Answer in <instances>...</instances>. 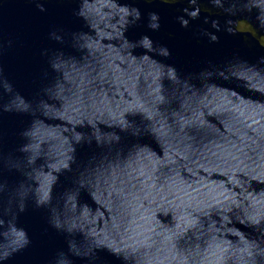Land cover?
<instances>
[{
    "label": "clouds",
    "instance_id": "1",
    "mask_svg": "<svg viewBox=\"0 0 264 264\" xmlns=\"http://www.w3.org/2000/svg\"><path fill=\"white\" fill-rule=\"evenodd\" d=\"M29 2H35L40 12L47 11L48 0ZM141 3L168 5L179 13L175 21L185 29L190 21L200 19L203 12L208 14L204 24L210 23L219 32V19L211 17L227 16L225 30L231 35L238 33L235 24L244 17L245 10L259 8L261 14L254 22L264 31V0H78L74 15L88 29L71 34L72 47L78 55H66L62 50L51 54L49 66L57 75L35 98L29 99L16 91L0 64V117L10 113L29 118L27 126L16 133L20 142L14 149L6 152L4 136L0 135V264H8L18 253L33 246L29 229L20 222L29 206L33 210L43 209L47 225L64 237L66 249H57L50 264H75L74 258L84 264H98L100 251L115 257L119 264H264V190L255 193L244 188L250 187L252 181L264 184V144L253 141L255 156L245 153L250 163L232 153L225 156L214 152L212 157L220 163L210 166L209 158L208 165H200L209 175L220 172L227 177L226 181L203 177L189 181L181 175L180 163L168 155L167 147L164 160L156 158L149 148L152 136L159 138L164 126L161 105L170 103L177 94L195 95L198 85L194 81L211 86L217 81L228 82L233 65L250 63L234 55L222 67L209 62V67L199 73L182 74L174 64L166 62L172 55L166 44L148 34H141L136 40L126 35L130 28L141 26L145 20L146 31L161 30L159 12L148 11L145 17L137 6ZM194 35L198 43L201 37H207L209 43L219 41L215 32L203 27L197 28ZM168 36L172 38L174 34ZM49 38L64 43V36L57 31L50 32ZM8 44L11 46L12 42ZM41 54L48 56L49 52L45 49ZM98 56L103 57L100 63L105 69H112L115 61L127 67L122 71L116 68L112 77L104 70L88 83L99 80L104 100H107L104 84L117 89L123 86L131 100H125L123 93H119L120 100L102 101L103 106L83 102L78 94L83 81L78 83L68 69L78 72V60ZM145 64L155 69V74L149 72L152 79L142 99L129 90V82L131 89L137 88L139 76L128 70L139 71ZM251 65L264 68V55ZM83 67L89 64L86 62ZM91 95L95 97L97 93ZM73 97L79 106L73 105ZM57 101L61 104L57 105ZM45 119L63 120L71 127H49L43 123ZM197 119L201 125L205 123L203 113ZM84 145L90 149L86 160L79 159L77 154ZM232 147H236L234 142ZM125 152L127 160L120 162ZM113 156L117 163L110 162L103 173L94 167L98 159L109 160ZM187 158L185 155L184 159ZM157 165L172 167L157 175ZM5 170L17 173L20 178L10 184L2 175ZM187 170L196 175L193 169ZM66 173L73 174L72 186L57 191L60 176ZM237 174L247 180L241 181ZM235 187H241L242 191L236 193ZM82 190L100 207L82 202ZM102 208L113 216L111 227L105 224L98 230L93 225L103 216ZM160 216H170L171 223L162 222Z\"/></svg>",
    "mask_w": 264,
    "mask_h": 264
},
{
    "label": "water",
    "instance_id": "2",
    "mask_svg": "<svg viewBox=\"0 0 264 264\" xmlns=\"http://www.w3.org/2000/svg\"><path fill=\"white\" fill-rule=\"evenodd\" d=\"M77 3L78 0H63V3L58 0H48L45 4L47 11L40 12L36 8V3L29 2V0H0V46H2L0 47V64L4 66L5 75L12 82L14 89L29 99L35 98L40 89L51 83L57 75L49 66L48 61L51 54L62 50L66 55H78L72 47L71 34L81 30L88 31V29L84 21L74 15ZM137 6L140 7L145 17L148 11L159 12L161 30L160 32L146 31L143 27L145 20L141 26L130 28L126 35L130 40H136L141 34H148L153 40L166 44L172 52L166 62L174 64L182 74L199 73L209 67V62L216 67H222L234 55L250 63L233 65L229 69L231 75L228 82L217 81L214 86H211L210 84L199 85V81H194L198 85L194 90L195 95L192 92L185 95L177 94L170 103L161 105L160 111L163 113L164 126L161 128L159 138L153 135L149 141V148L160 160L165 159V148L167 147L168 155L180 163L181 175L185 179L195 181L203 177L210 181H226L227 177L221 175L220 172H213L209 175L200 165H208L209 158H211L210 166L220 163L218 159L212 157L214 152L225 156L232 153L244 159L246 163H250L245 153L255 156L252 151L255 147L253 141L264 144V139H261L264 135V68L251 65L255 64L261 55H264V48L260 47L264 45V31H260L254 22V18L261 14V10L259 8L251 11L245 10L244 17L235 24L238 33L231 35L225 30V22L229 18L227 16L211 17V19H219L221 26L219 32L212 29L210 23L204 24V17L208 14L203 12L200 19L190 21L189 28L185 29L175 21V16L179 13L168 5L141 3ZM199 27L215 32L219 41L209 43L207 37H201L198 43L194 33ZM52 31L63 35L64 43H57L50 39L49 33ZM168 33H173L174 36L169 38ZM9 41L12 42L11 46L8 44ZM45 49L49 52L48 56L41 54ZM139 51L142 50H137ZM102 59L103 57L99 56L95 59L89 57L87 61L80 59L77 61L78 72H73L71 67L68 69L78 83L83 81L80 85L82 91L78 90V94L83 97V102L86 105L95 102L98 106H103L102 101L112 103L114 100H120L119 93H123L125 100H131L129 91H126L123 86L117 89L114 85L104 84L103 92L107 95V100H104L99 80L97 79L95 84L88 83L92 77L98 76L104 70H107L109 77H112L116 68L122 71L127 67L126 64L115 61L112 69H105L100 63ZM157 59L160 58L157 57ZM86 62L89 64L87 68L83 67ZM128 72L133 76H139L137 88L131 89V82H129V90L135 91L143 99V95L148 91L147 84L152 79L149 72L154 75L155 69H149L145 64L139 71L129 69ZM61 79L63 80V76ZM92 92H96L97 95L93 97ZM71 102L74 106H79L76 97H73ZM56 103L61 104L60 101ZM210 111L213 114L209 115ZM199 113H203L205 121L203 125L197 119ZM185 120H190L192 123L184 124ZM28 122L29 118L22 115L4 113L0 117V135L4 136L6 152L14 149L20 142L16 133L27 126ZM43 123L54 128L71 127L63 120L45 119ZM182 125L183 130H181ZM157 127L161 125L158 124ZM232 142L235 143V148L232 147ZM238 149H243V151H238ZM77 154L79 159L86 160L90 155V149L84 145L78 148ZM185 155L187 159H184ZM127 156V152L122 154L119 158L120 162L126 161ZM110 162L115 165L117 160L114 156L109 160L100 158L94 167H99L103 173ZM170 167L172 165H157V175L160 171L167 172ZM188 168L193 169L196 175L193 176L187 170ZM2 175L10 184L20 178L17 173L6 170ZM237 175L241 181L247 180V177L242 174ZM72 176V173L60 176L56 190L63 191L65 187H71ZM95 179L94 175L93 180ZM103 180L102 175L100 177L102 188ZM33 184L40 187V183L36 180H33ZM117 187H119V182H117ZM244 188L247 191L258 193L264 190V184L252 181L250 187L244 185ZM233 191L240 193L242 189L235 187ZM104 196H107L106 192ZM237 198L242 199L240 196ZM80 200L88 202L93 208L100 207L99 204L91 201L85 190L81 191ZM101 210L104 213L103 216L93 225L98 230L104 228L105 224L111 227L113 216L107 208ZM234 212L239 213V210L234 209ZM45 215L43 209L33 210L31 206L21 215L20 222L29 229L33 238V246L25 252L18 253L8 264H50L57 249H66L64 237L47 225ZM159 218L164 223H171L170 216ZM128 219L130 220L131 217ZM233 219L235 222V217ZM117 222L119 223V220ZM229 238L236 239L231 236ZM193 242H195L194 238ZM98 255L100 257L98 264H119V261L106 251H100ZM74 259L75 264H84L82 260Z\"/></svg>",
    "mask_w": 264,
    "mask_h": 264
}]
</instances>
